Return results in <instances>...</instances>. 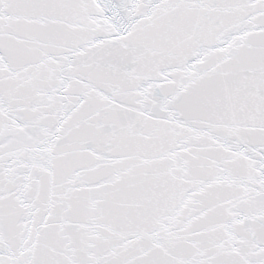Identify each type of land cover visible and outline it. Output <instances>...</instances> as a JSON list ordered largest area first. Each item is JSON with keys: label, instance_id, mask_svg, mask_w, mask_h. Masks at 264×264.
<instances>
[{"label": "snow or ice", "instance_id": "6c2138e0", "mask_svg": "<svg viewBox=\"0 0 264 264\" xmlns=\"http://www.w3.org/2000/svg\"><path fill=\"white\" fill-rule=\"evenodd\" d=\"M0 264H264V0H0Z\"/></svg>", "mask_w": 264, "mask_h": 264}]
</instances>
